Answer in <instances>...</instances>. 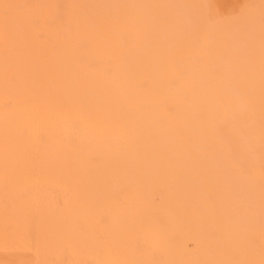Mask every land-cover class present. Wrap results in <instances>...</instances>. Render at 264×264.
I'll return each instance as SVG.
<instances>
[{
  "label": "bare ground",
  "instance_id": "6f19581e",
  "mask_svg": "<svg viewBox=\"0 0 264 264\" xmlns=\"http://www.w3.org/2000/svg\"><path fill=\"white\" fill-rule=\"evenodd\" d=\"M206 5L0 0L4 263L264 264V0Z\"/></svg>",
  "mask_w": 264,
  "mask_h": 264
},
{
  "label": "rangeland",
  "instance_id": "374dc122",
  "mask_svg": "<svg viewBox=\"0 0 264 264\" xmlns=\"http://www.w3.org/2000/svg\"><path fill=\"white\" fill-rule=\"evenodd\" d=\"M206 3L208 4V7H207V5H206V7L210 12L219 14L222 12H226L228 9L232 8L233 6H235L237 4L243 3V0H206ZM250 121H251V118H248L245 121L241 122L239 124L240 125L239 129L241 130L242 128H244L245 124L247 122H250ZM248 136H249V134H248ZM247 139L248 138L245 137V140H247ZM20 255L24 256L25 254H20ZM16 257H18V256L4 252V251H0V264H7L4 262L8 261L9 259L16 258Z\"/></svg>",
  "mask_w": 264,
  "mask_h": 264
}]
</instances>
